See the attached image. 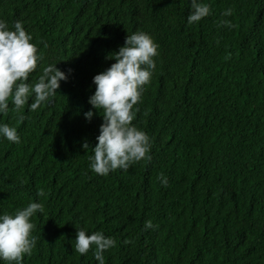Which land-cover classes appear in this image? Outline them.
Returning a JSON list of instances; mask_svg holds the SVG:
<instances>
[{
  "label": "trees",
  "instance_id": "trees-1",
  "mask_svg": "<svg viewBox=\"0 0 264 264\" xmlns=\"http://www.w3.org/2000/svg\"><path fill=\"white\" fill-rule=\"evenodd\" d=\"M202 2L210 14L189 24L191 0H0V19L21 20L44 56L29 82L51 63L68 74L50 103L0 115L21 137L0 138V214L45 207L23 264H99L75 251L80 228L116 240L105 264H264V0ZM136 31L159 45L132 122L150 159L101 176L93 77Z\"/></svg>",
  "mask_w": 264,
  "mask_h": 264
},
{
  "label": "clouds",
  "instance_id": "clouds-1",
  "mask_svg": "<svg viewBox=\"0 0 264 264\" xmlns=\"http://www.w3.org/2000/svg\"><path fill=\"white\" fill-rule=\"evenodd\" d=\"M210 5L202 0H191L188 23L194 24L207 17ZM224 16H231L232 9H227ZM231 26L230 21L222 22ZM34 37L21 20L12 27L0 19V115L9 112V103L15 111H21L25 105L35 112L44 103H50L58 93L61 81H67L68 74L60 70L56 63L43 68L38 80L29 82V76L35 72L44 56L39 52ZM159 45L154 37L144 31L127 35L124 45L106 58L114 60L110 67L93 77L95 92L89 97L92 109L103 110V123L98 143L92 147L94 153L89 157L90 168L96 174L107 176L117 169L128 170L130 166L144 159H150L151 139L147 133L132 122L139 111L135 106L142 102L145 86L151 83L157 69L156 57ZM71 71V70H70ZM31 99V103L29 101ZM96 115L92 110L84 113L91 121ZM0 138L19 144L21 137L16 127L0 122ZM84 150L90 148L88 142L82 145ZM163 186L168 179L163 174L159 177ZM39 195L43 196L41 191ZM45 207L40 202H30L26 207L14 213L0 214V261L4 264H23L25 255H31L37 244L33 232L36 224L33 218L37 213H44ZM145 230L154 229L153 223L147 221ZM116 246V240L105 236L103 231L89 232L86 228L77 229L75 251L85 255L90 248L99 264H105L104 253Z\"/></svg>",
  "mask_w": 264,
  "mask_h": 264
}]
</instances>
